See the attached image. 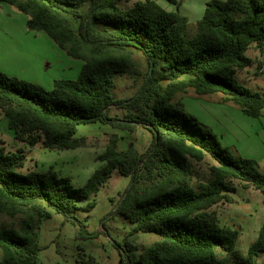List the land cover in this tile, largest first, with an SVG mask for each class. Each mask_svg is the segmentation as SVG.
Listing matches in <instances>:
<instances>
[{"label": "trees", "instance_id": "trees-1", "mask_svg": "<svg viewBox=\"0 0 264 264\" xmlns=\"http://www.w3.org/2000/svg\"><path fill=\"white\" fill-rule=\"evenodd\" d=\"M121 1L0 0L27 17L28 30L44 32L83 63L76 79H56L49 90L0 72V115L17 141L57 151L84 148L91 141L77 136V128L94 123L130 133L141 126L152 134L144 153L131 142L121 150L110 139L98 156L103 166L80 187L52 166L22 171L26 153L1 144L0 214L13 222L0 226V264H42L38 231L51 211L76 228L77 239L95 238L76 213L93 210L114 171L129 178L114 214L134 224L131 238L116 243L120 264H256L264 254V224L242 256L238 230L221 225L213 206L233 202L235 182L264 199V173L257 161L222 146L176 96L188 89L220 94L246 116L264 114V96L236 77L252 63L246 55L252 46L264 54V0H209L194 31L187 17L156 0L129 8ZM133 52L142 55L144 71ZM119 77L140 81L132 96H115ZM112 107L124 115L111 116ZM192 162L208 163L206 180L195 183ZM140 233L159 239L140 250L133 243ZM76 262L98 264L91 256Z\"/></svg>", "mask_w": 264, "mask_h": 264}, {"label": "rangeland", "instance_id": "rangeland-1", "mask_svg": "<svg viewBox=\"0 0 264 264\" xmlns=\"http://www.w3.org/2000/svg\"><path fill=\"white\" fill-rule=\"evenodd\" d=\"M136 1H121L119 5L129 8ZM203 0H177L179 6L167 0L156 2L167 11H176L187 17L189 30L194 31L196 22L201 19L204 8ZM7 10V11H6ZM9 13V14H7ZM26 16L7 4H0V45L5 39L17 47V37L20 29L26 28ZM40 33V34H38ZM42 35V36H40ZM21 40L37 43L38 40L50 39L41 31L23 32ZM37 40V41H36ZM51 41V39H50ZM51 43H53L51 41ZM246 55L252 63L236 73L237 80L253 91H258L264 96V54L252 46ZM139 68L146 69L145 61L141 54L133 52ZM80 65L81 62H76ZM76 70L68 71L64 78L74 80L79 76ZM140 81L135 82L131 77H119L116 81L115 96L127 98L134 94ZM176 100L181 102L184 111L196 117L201 123L209 127L216 135L222 146L233 149L241 158L257 161L259 169L264 173V114L259 118L244 115L237 106L221 101L220 94L200 96L192 89L179 93ZM124 110L111 108L110 115L121 118ZM77 136H84L91 141V146L75 150H50L42 147L41 143L30 147L14 138V133L8 128L5 117L0 121V145L16 151L23 150L27 161L22 171L37 170L45 172L50 166L61 176L69 177L74 186H82L89 176L103 166L104 162L98 156L104 152L113 139L119 149H125L131 142L135 148L144 153L152 141L151 132L138 126L132 133L111 127L108 124H83L77 128ZM208 163L192 162L195 183L204 181L208 177ZM129 183V178L113 172L105 186L95 197L96 205L89 213L78 211L76 216L83 221L89 232L96 233L92 239H77L76 228L65 219L51 211V217L42 221L38 231V245L40 247L39 261L42 264H78L76 260L91 256L98 264H120L122 249L116 243H123L125 238H131L129 232L134 224L129 223L123 216L115 215L114 210ZM237 190L231 194L232 203L222 202L213 209L216 211L221 225L235 228L239 232L237 248L242 256L247 255L249 246L257 239L258 232L264 224V199L258 190L243 188L238 182L234 183ZM11 219L0 214V226L10 224ZM159 236L154 233L137 234L133 243L141 250L145 246L157 241ZM1 257V250H0ZM256 264H264V254L256 258Z\"/></svg>", "mask_w": 264, "mask_h": 264}, {"label": "crops", "instance_id": "crops-1", "mask_svg": "<svg viewBox=\"0 0 264 264\" xmlns=\"http://www.w3.org/2000/svg\"><path fill=\"white\" fill-rule=\"evenodd\" d=\"M208 1L203 0L202 6L205 7ZM26 20L27 17L25 25ZM20 31L19 37H17L18 40H16L21 42V44H18L19 46L14 47L7 39L1 42L0 72L39 84L47 90L52 88L54 80L69 79L64 78L68 77L66 76L68 71L76 70V74L80 73L82 61L67 56L52 40L53 43H51L50 39H42L40 37L41 40H38L35 44L29 40H21L23 32L27 34V27L20 29ZM76 62L81 63L76 65ZM4 117V115H0V121ZM5 122L7 125L6 117Z\"/></svg>", "mask_w": 264, "mask_h": 264}]
</instances>
